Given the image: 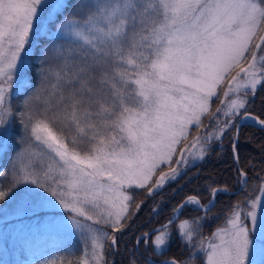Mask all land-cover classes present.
I'll use <instances>...</instances> for the list:
<instances>
[{"label": "snow or ice", "instance_id": "obj_1", "mask_svg": "<svg viewBox=\"0 0 264 264\" xmlns=\"http://www.w3.org/2000/svg\"><path fill=\"white\" fill-rule=\"evenodd\" d=\"M260 88L264 0H0V219L79 241V256L66 245L37 264H115L148 201L225 140L239 162L240 125L264 128ZM253 179L210 236L229 187L186 194L138 229L126 264H157L139 249L163 255L173 225L190 255L159 264H264V176L237 168L238 192ZM189 207L201 214L181 220Z\"/></svg>", "mask_w": 264, "mask_h": 264}, {"label": "trees", "instance_id": "obj_2", "mask_svg": "<svg viewBox=\"0 0 264 264\" xmlns=\"http://www.w3.org/2000/svg\"><path fill=\"white\" fill-rule=\"evenodd\" d=\"M31 75L33 82H35V74L32 73ZM250 111L255 114L264 112V88L258 89L257 95L250 106ZM241 127L237 149L240 157L239 163L233 160L228 146L229 142L225 140L223 147L217 146L212 156L205 162H198L195 167L188 171L187 176L168 185L156 197L155 202L148 201L146 203L138 214L132 230L123 237V242L119 245L118 252L113 253L109 259L114 260L115 264H126L127 258L133 251L132 237L139 235L138 229L143 228L145 231H148L164 223L171 215L172 207L180 203L186 194L200 193L202 202L207 203L209 196L206 188L210 183H214L217 186L227 185L230 190L238 189L236 184L237 168L247 171L251 178L264 176V128L256 126L251 122H246ZM16 131H19L18 127ZM6 163V159L0 160V164ZM255 182L254 179L250 180L249 188L246 192L219 193L216 198L215 208L209 214L207 221L204 222L202 234L209 236L218 226L222 225L225 212L234 202L243 200L248 195H255L252 191V184ZM136 198L137 200L144 199L142 192ZM154 203L161 205L159 216H154L150 211ZM200 214L189 207L183 210L180 219L191 218ZM66 245L75 249L76 256L80 255L79 241H61L47 234L34 237L31 233L18 234L14 238H11V235L6 233L3 238H0V264H4V261H7L8 264H16L17 261L21 262V264H37L38 258L64 255ZM148 250L153 258L157 260L170 257L184 260L190 255V250L182 243L177 230L173 232L172 240L163 255L153 254L151 248ZM144 251L146 250L141 245L137 254L141 260L145 256ZM140 254H143V256ZM195 264H201L199 257L195 260Z\"/></svg>", "mask_w": 264, "mask_h": 264}, {"label": "rangeland", "instance_id": "obj_3", "mask_svg": "<svg viewBox=\"0 0 264 264\" xmlns=\"http://www.w3.org/2000/svg\"><path fill=\"white\" fill-rule=\"evenodd\" d=\"M236 190L237 189L230 190V191H234V192H229V193H238V191L235 192ZM186 218H182L181 220L186 219ZM28 223H30V221L24 220L23 222H21L20 220L14 219L12 217H9L7 221L0 219V238H3L4 234H6V233L11 235V238H14V236H16L18 234L30 233L28 231V229L25 227V225H27ZM176 230L177 229H176V225H175L174 227H172V231L174 232ZM144 255L145 256H151L153 258V256L149 252V250L144 251ZM154 260L161 261V260H157L156 258ZM162 260H164V259H162ZM11 262H12V260H11Z\"/></svg>", "mask_w": 264, "mask_h": 264}, {"label": "water", "instance_id": "obj_4", "mask_svg": "<svg viewBox=\"0 0 264 264\" xmlns=\"http://www.w3.org/2000/svg\"><path fill=\"white\" fill-rule=\"evenodd\" d=\"M249 122H250V121H249ZM244 123H246V122H244ZM244 123H243V124H244ZM243 124H242V125H243ZM242 125H240V130H241V128H242V127H241ZM255 125H256V124H255ZM256 126H257V125H256ZM238 163H239V162H238ZM237 191H238V190H236L235 192H237ZM229 192H234V191H230V190H229ZM229 192H227V193H229ZM155 227H159V225H158V226H155ZM155 227H154V228H155ZM157 263H159V261H157Z\"/></svg>", "mask_w": 264, "mask_h": 264}]
</instances>
